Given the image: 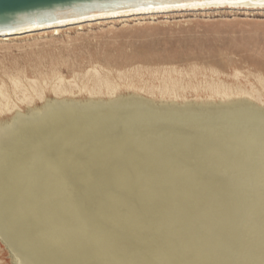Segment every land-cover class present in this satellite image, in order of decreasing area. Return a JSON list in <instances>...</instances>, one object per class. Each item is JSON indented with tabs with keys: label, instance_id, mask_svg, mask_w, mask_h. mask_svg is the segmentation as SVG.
I'll return each instance as SVG.
<instances>
[{
	"label": "bare ground",
	"instance_id": "1",
	"mask_svg": "<svg viewBox=\"0 0 264 264\" xmlns=\"http://www.w3.org/2000/svg\"><path fill=\"white\" fill-rule=\"evenodd\" d=\"M223 7L260 10L264 0H116L26 18L12 27H0V37L6 43L13 35H41L47 30L56 34L62 26H80L85 21L154 18L158 13ZM176 69L163 67L167 74ZM88 72L94 81L92 86L80 88L85 97L74 95L70 88L74 81L61 74H54L49 84L48 77L41 75L13 76L11 90L0 83V239L14 264H176L175 258L181 264H264V257L247 262L249 251L245 259L238 257L232 252L233 243L214 230V221L223 219L219 213L223 206L248 214V218L260 215L264 222V76H256L262 91L219 81L207 85L205 98H187L180 95L183 87L170 76L163 77L160 87L124 84L128 92L123 93L121 84L108 80L96 66ZM239 74L235 70L233 75ZM45 87L52 95L46 94ZM200 125L208 129L195 132L194 127ZM75 131L69 139L67 135ZM183 134L192 138L191 146L187 153H178ZM118 144L126 151L102 154ZM142 146L150 147L149 154L140 152ZM197 153L207 158L203 164L193 159ZM143 155L163 163L157 168L160 172L214 171L209 195L216 214L204 212L205 199L197 198L190 189L193 197L159 200L161 216L173 207L178 209L167 215L172 218L175 214L171 224L160 213L148 220L144 210L161 191L160 186L142 191L146 194L141 197L136 189L128 193V186L118 183L113 188L110 182L109 188L116 192L112 203L122 204L119 215L126 211V217L90 223L99 207L87 210L68 204L69 180L137 172L90 168L127 165ZM58 200L64 202L61 207L56 205ZM219 201L224 202L220 205ZM196 210L205 215L207 226L193 217ZM72 218L82 222L74 225L77 219ZM58 219L70 224L61 226ZM145 226L151 230L148 236L142 232L147 230ZM184 229L189 231L180 234ZM211 237L215 244L207 242Z\"/></svg>",
	"mask_w": 264,
	"mask_h": 264
},
{
	"label": "rangeland",
	"instance_id": "2",
	"mask_svg": "<svg viewBox=\"0 0 264 264\" xmlns=\"http://www.w3.org/2000/svg\"><path fill=\"white\" fill-rule=\"evenodd\" d=\"M59 30L56 34L53 30H47L41 35L38 33L13 35L6 40V43H3L4 40L0 37V83L11 90L10 77L13 76L24 79L25 74L37 77L41 75L40 77H48L49 84L54 79V74H61L66 80L74 81L71 82L70 87L75 91L74 95L85 97L86 92H80V88L84 85L92 86L94 81L93 74L86 73V70L96 66L108 80L121 84L120 91L123 93L128 92L124 84L130 82L145 87L163 86L164 76L175 79L183 87L179 89L180 95L187 98L196 96L205 98L209 91L207 85L210 82L219 83V81L232 87L240 86L247 90L254 87L262 91L256 76H264V9L225 7L187 9L167 14L158 13L154 18L143 15L127 19L114 17L109 20L85 21L80 26L70 24L60 27ZM166 66H176L177 71L167 74L163 70ZM117 70L124 71V74H120ZM235 70L240 72L237 77L233 75ZM45 89L48 96L52 95L48 88L45 87ZM155 94L159 96L158 89H155ZM201 126H195V132H205L206 128L208 129L207 126ZM76 133L75 131L67 136L70 139ZM191 139L187 134L180 136L177 152L187 153L191 146ZM114 147V149L102 151V154L105 152L119 154L125 150L119 144ZM146 147L142 146L140 151L144 155L151 151L150 147ZM99 148L103 149L104 146L101 147L99 144ZM144 155L138 161L135 160L127 165L90 168V170L100 171L106 169L108 172L126 168L136 169L137 172L69 180L66 190L69 192H67L68 204L87 210L94 209V206L99 207L100 212L91 218L90 223L104 222L107 219L113 221L111 219L113 217H126V211L119 215L124 206L112 203L116 192L109 188L111 185L114 188L117 186L115 184L120 183L124 187L128 186L126 189L128 193L129 189L133 188L139 191L141 197L150 191L149 187L160 186L161 191L153 195V199L144 210L143 215L148 220L153 218V215L160 213L161 216L163 213L161 210L157 211L159 200L164 197L174 200L193 197L194 191L197 198L206 201L203 211L216 214V211H213L212 196L209 195L211 175L214 171L210 168H199L192 171L160 172L157 168H160L163 163L153 161L151 157ZM194 157L193 159L199 164L207 160L200 153L195 154ZM194 182L196 183L192 187L188 186ZM58 186L57 182L56 188L60 190ZM176 186L177 189H175ZM190 189L194 191L191 193ZM62 197L65 198L66 194L60 198ZM123 197L125 198L126 195ZM135 197L138 196L135 195ZM223 202L219 201L220 205ZM63 203L62 200L56 201L58 207H61ZM109 206L111 209H107ZM177 210L173 207L161 216V219L170 223L169 220L173 219L175 214L172 218H168L167 215ZM214 210H216L215 207ZM102 211H107V214L101 213ZM219 213H222L223 219L214 221V230L223 240L233 243L232 252L244 258V254L249 251L247 262L251 263L256 258H263L264 222L259 220L260 215L254 214L252 218H248V214H242L226 206H223ZM192 215L200 219L202 225L203 222L205 224V215L200 211L196 210ZM58 220L61 226L70 224L69 221ZM77 220L74 221V225L82 222ZM138 221L142 222V220ZM223 221L227 222L222 227ZM187 223L189 225L190 222ZM189 226L191 228V225ZM145 227L147 230L142 232L148 236L151 230ZM186 231L189 229H184V232L181 231L180 234ZM207 242L215 244V238L211 237ZM175 260L176 264H181L178 259L175 258ZM0 264H14L12 254L1 239Z\"/></svg>",
	"mask_w": 264,
	"mask_h": 264
},
{
	"label": "water",
	"instance_id": "3",
	"mask_svg": "<svg viewBox=\"0 0 264 264\" xmlns=\"http://www.w3.org/2000/svg\"><path fill=\"white\" fill-rule=\"evenodd\" d=\"M116 0H0V27H12L26 18L39 17L55 10H67Z\"/></svg>",
	"mask_w": 264,
	"mask_h": 264
}]
</instances>
